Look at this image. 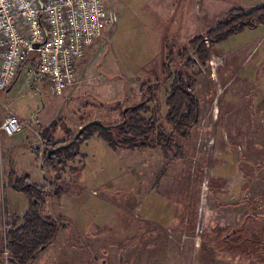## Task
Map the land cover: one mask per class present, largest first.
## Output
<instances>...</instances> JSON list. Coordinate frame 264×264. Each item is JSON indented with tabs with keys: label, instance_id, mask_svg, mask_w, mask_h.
Listing matches in <instances>:
<instances>
[{
	"label": "rangeland",
	"instance_id": "obj_1",
	"mask_svg": "<svg viewBox=\"0 0 264 264\" xmlns=\"http://www.w3.org/2000/svg\"><path fill=\"white\" fill-rule=\"evenodd\" d=\"M112 1L119 12L123 10L122 17L78 66L75 87L57 96L46 80L23 74L9 95L0 97V122L12 113L26 127L13 138L0 131V236L5 235V215L21 218L28 207L27 200L8 186V173L14 170L19 177L28 175L33 184H41L53 180L57 172L65 192L59 201L51 200L47 210L63 218L64 229L33 264H264V120H258L260 126L244 120L247 104L256 100L253 95L251 101L250 96L241 97L239 104L246 108L237 113L242 125L240 120L235 126L224 120L228 96L222 75L228 57L214 48L210 55L224 56V64L214 74L209 56L207 67L196 76L199 85L194 94L200 109H206L205 123L194 127L193 141L186 144L188 156L176 163V170L161 169V151L150 170V153L113 149L97 135L60 151L66 164L56 166L58 170L44 166L45 145L36 130L47 131L61 121L60 129L51 133L53 143L60 144L80 130L82 121L116 126L122 121L119 108L139 103L143 86L158 85L153 87L155 101L150 106H157L156 118L165 124L178 36L190 41L199 26L190 21L188 31L174 33L176 39H168L174 46L169 50L154 47L158 39L151 31L140 25L134 30L136 17L128 0ZM261 1L201 0L200 13L211 11L208 26L226 20L236 7ZM175 144H185L180 134L175 135ZM227 149L234 159L223 154ZM173 152L175 147L169 155L172 159ZM226 163L240 170L225 167ZM225 192L228 195L221 197Z\"/></svg>",
	"mask_w": 264,
	"mask_h": 264
},
{
	"label": "trees",
	"instance_id": "obj_2",
	"mask_svg": "<svg viewBox=\"0 0 264 264\" xmlns=\"http://www.w3.org/2000/svg\"><path fill=\"white\" fill-rule=\"evenodd\" d=\"M264 27V5L251 11L236 9L231 15L215 27L210 29L205 35L196 37L190 42L187 49L182 51V61L178 65L174 76L169 70L168 79L172 78V85L169 96L166 99L165 124H159L155 113L158 109H152L150 103L155 101L153 87L158 89V85H147L141 89L142 99L134 106H129L126 116L121 110L122 121L116 126H109L106 130L102 126L96 125L89 127L70 147H65L70 143L75 135H70V139L60 144L53 143L51 133H56L62 122L58 121L47 130L41 133V139L44 143L43 161L44 166H51L53 170H58L66 164L61 159L60 151L74 147L82 138L94 135L101 137L108 142L111 148H123L128 150H155L161 149L165 153L175 147V135L180 134L187 141L191 136L192 129L198 124L200 106L197 96L194 94L197 84L196 75L201 73L204 67H207L210 51L205 45V38L210 42L211 47L219 45L232 36L241 34L246 29L255 30L258 27ZM169 69V68H168ZM189 70H193L192 73ZM151 114L147 117L145 114ZM126 124H123L124 121ZM87 122H81V127ZM107 126V125H105ZM51 154V156H49ZM56 166H59L56 168ZM60 174H55V185L50 186L46 182L42 185H36L29 181V176L18 177L14 170L9 174V187L17 193L24 194L28 200L29 208L23 216V222L19 224L21 218L15 217L6 223V238L0 236V264H33L40 252L54 243L64 229L62 217L45 215V206L47 200H60L64 195V188L60 184ZM242 230H239L240 232ZM225 240V243H229ZM7 252V258L5 257Z\"/></svg>",
	"mask_w": 264,
	"mask_h": 264
},
{
	"label": "built area",
	"instance_id": "obj_3",
	"mask_svg": "<svg viewBox=\"0 0 264 264\" xmlns=\"http://www.w3.org/2000/svg\"><path fill=\"white\" fill-rule=\"evenodd\" d=\"M115 22L107 0H0V97L23 74L46 80L54 95L63 96L78 84V66ZM205 45L211 52L207 38ZM209 56L216 74L225 57ZM25 130L12 113L0 122L8 138Z\"/></svg>",
	"mask_w": 264,
	"mask_h": 264
},
{
	"label": "crops",
	"instance_id": "obj_4",
	"mask_svg": "<svg viewBox=\"0 0 264 264\" xmlns=\"http://www.w3.org/2000/svg\"><path fill=\"white\" fill-rule=\"evenodd\" d=\"M107 3H108V7L110 11L116 18V22H115V25H116L117 21L119 23L120 18L122 17L123 10L119 12L116 7V4L114 5V2L112 0H107ZM262 5H264V0H262L260 3L258 2L254 3L253 5H250L249 7H242V8L236 7L232 9L230 12L236 9H243L249 12ZM128 7H129V11H132L136 17V20H135L136 26L134 30L135 31L137 29L139 30V27L141 26V28H143L142 30L151 31L153 33V39H158L156 43L157 45H155L154 43V47L168 48V50L171 47H174V46H170V44L168 43L169 41L168 39H171L170 38L171 36L176 39L175 34H178L179 32H183V31H188L190 29L189 28L190 21H192L193 24H198L199 26V29L197 31L198 35L196 37L205 35L210 29H212L219 23V22L210 23V25L205 26L206 22L210 21L212 14L210 10H205V9L202 14L200 13L201 0H128ZM119 14L120 16H118ZM138 25L140 26L138 27ZM263 28L258 27L255 30L247 29L246 31H243L241 34L235 37L229 38L226 41L217 45L216 47H213L218 53L225 54L228 57L226 69L224 70L223 75H222V81L225 85L226 94L228 96L226 98V102L224 105V113H225L224 120L228 123L231 122L232 126L238 125L237 122L239 120L242 125V119H238V114H237L238 111L240 110L241 111L243 109L246 110L244 106H240L241 104L240 100H242L241 98L242 96H250V101H251V96L253 95L255 96L254 99H256L255 102H253L252 104L248 103V101L246 102L248 103L247 107L249 108H248V116L244 120L246 121V120L251 119L254 122L257 121L255 124L257 126H260L259 121H258L259 119L264 120V100H263V97H264V30H262ZM165 37H168L166 39L167 41H165ZM195 38H193L192 40H194ZM175 39H172V40L176 41ZM178 39L180 40V43L178 46V50L175 49L177 50V53L175 54L177 60H175L176 67L174 66V72L176 71L178 65L182 61V56H181L182 51L187 49L190 45V42L192 41V40L189 41V38L187 36L183 37L182 34L180 37L178 36ZM229 65L234 66L232 67L233 69L231 71H229L230 70ZM167 70H169L170 72V69H167ZM199 74L201 73H198L197 75ZM195 78L197 80V84L195 87L196 89L199 84H198V77H195ZM170 81H171V78H170ZM11 89L1 94V96H4V97L8 96ZM150 107L152 109L157 108L156 105L154 107L153 106H150ZM165 108H166V105H165ZM205 110L200 109L198 126L199 124L203 122L205 123V119H204V114H206ZM166 112H167V108H166ZM201 113L203 115H201ZM247 125L250 126V124H247ZM80 128H81V125L79 126V129ZM194 129L195 128L192 129V132ZM192 132H191V135H192ZM191 138L192 136H190L189 140L187 141L183 139L185 144L180 145L179 147H176L175 145V149H177V152H173L174 153L173 159L175 161H172L173 159L169 157L174 147L166 153L162 151L161 149H155V150L148 149V150L143 151L144 153H150L148 157L149 164L151 166L150 170H154L152 162L154 160L153 158L159 155L158 151H161L160 153H162V155L164 156V158L161 161V169L165 171L166 170H176V167H175L176 163L179 161L181 162L183 158L185 159L186 156H188L186 150H189V147H187L186 144L193 141V138L192 139ZM41 143L44 144L43 141ZM233 144L235 145L236 143H233ZM236 147L238 146L236 145ZM223 154L225 156H228L229 157L228 159L234 157L233 153L229 149H227V151H225ZM200 167H201V164H200ZM225 167H230V169L232 168L233 170L235 169L240 170L238 166L234 167L233 164L232 166H229L226 163ZM9 174L10 172L7 175L8 181H9ZM227 195L228 194L225 192L224 194H221V197L225 198ZM246 205L247 207H250V203H246ZM95 227H100V226L97 225ZM103 263L105 264L106 262H103ZM59 264H65V263H59ZM74 264H79V263L75 261Z\"/></svg>",
	"mask_w": 264,
	"mask_h": 264
},
{
	"label": "water",
	"instance_id": "obj_5",
	"mask_svg": "<svg viewBox=\"0 0 264 264\" xmlns=\"http://www.w3.org/2000/svg\"><path fill=\"white\" fill-rule=\"evenodd\" d=\"M128 111H129V108H126L124 111H123V115L124 116H126V114L128 113ZM127 123V121L125 120L124 122H123V124H126ZM96 125H99V126H102L104 129H106V130H108V129H110V127L109 126H105L104 124H102L100 121H97V120H91V121H89L85 126H83V127H81L80 128V130H79V132L75 135V137L73 138V140L70 142V143H68L66 146H63V147H61L60 149H62V148H65V147H70V146H72L76 141H77V139L89 128V127H91V126H96ZM49 156H51V154H49ZM120 259L122 260L123 259V255L121 254L120 255Z\"/></svg>",
	"mask_w": 264,
	"mask_h": 264
},
{
	"label": "flooded vegetation",
	"instance_id": "obj_6",
	"mask_svg": "<svg viewBox=\"0 0 264 264\" xmlns=\"http://www.w3.org/2000/svg\"><path fill=\"white\" fill-rule=\"evenodd\" d=\"M25 176H28V175H25ZM19 177V176H18ZM22 177H24V176H22ZM29 181L30 182H32L31 181V177L29 176ZM47 183V184H49L50 186H53V185H55V181H54V179L53 180H51V179H49V180H45L42 184H44V183ZM33 183V182H32ZM42 184H36V185H42ZM8 186H9V184H8ZM20 195H21V197H23V198H25L24 197V194H22V193H19ZM26 199V198H25ZM27 200V199H26ZM51 201V199H49V200H47V203H46V206H45V215H48L49 217L50 216H52V217H54L50 212H48V210H47V206H48V204H49V202ZM27 202H28V200H27ZM28 208H29V203H28V207L25 209V211L23 212V216L25 215V213L27 212V210H28ZM23 216L21 217L22 218V220H21V222L19 223L20 225H21V223L23 222ZM7 220L8 221H11L12 219H11V217H10V215H5V217H4V230H5V235H4V237H2L3 239L4 238H6V223H7Z\"/></svg>",
	"mask_w": 264,
	"mask_h": 264
}]
</instances>
